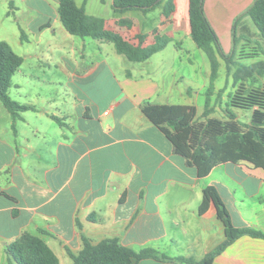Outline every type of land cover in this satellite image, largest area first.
I'll list each match as a JSON object with an SVG mask.
<instances>
[{"label": "crops", "instance_id": "0c3cea01", "mask_svg": "<svg viewBox=\"0 0 264 264\" xmlns=\"http://www.w3.org/2000/svg\"><path fill=\"white\" fill-rule=\"evenodd\" d=\"M9 1H0L6 8L0 28L14 29L15 48L4 42L23 59L11 88L15 101L33 109L12 120L0 103V264H9L5 248L24 233L41 238L59 264H72L69 253H79L82 238L91 244L117 238L136 253L149 248L166 257L137 264L198 263L226 239L212 202L198 212L210 186L235 228L264 234V170L227 162L199 178L142 112L147 104L194 106L196 121H204L195 98L205 101L210 64L207 69L203 62L202 71L190 54L198 48L188 0H171L167 18L168 0L123 14L113 11V0H74L127 38L144 36V45L155 35L167 37L164 49L144 62L128 61L109 42L68 34L56 0H12V8ZM254 1L204 0L203 11L219 37L232 33ZM120 19L130 20L131 28L117 26ZM249 20L236 27L248 28ZM200 78L205 81L198 85ZM224 109L216 119H224ZM230 109L238 121H250L244 110ZM212 264H264V239L243 235Z\"/></svg>", "mask_w": 264, "mask_h": 264}, {"label": "trees", "instance_id": "16d2710c", "mask_svg": "<svg viewBox=\"0 0 264 264\" xmlns=\"http://www.w3.org/2000/svg\"><path fill=\"white\" fill-rule=\"evenodd\" d=\"M57 15L62 27L71 36L82 39L103 40L113 45L119 55L130 62H144L153 54L164 49L168 42L165 36L155 35L150 45H144V36L129 39L120 32L110 28L102 18L88 16L83 7H78L74 0H56ZM164 0H113V11L123 14L130 10L148 12L159 6ZM204 0H188V18L190 35L197 48L207 57L210 64L209 84L205 91L204 121H196V108L186 105H150L142 108L143 114L157 127L171 143L176 155L184 158L197 171L199 178L205 177L215 166L222 163L246 162L255 168L264 170V84L254 86L251 78L255 73L264 74V60L251 65H240L232 73L235 90L229 95L224 109V119L209 118L212 114L211 96L214 82L218 77V57L226 65L235 52V28L245 16L249 17L264 42V0H255L253 4L235 20L232 31L233 49L225 55L218 44V39L207 21L203 11ZM12 8V0L9 1ZM174 11L171 0L163 9L167 18ZM117 26L130 29L132 23L120 19ZM23 59L17 55L4 41H0V103L10 114L12 120L18 118L20 112L32 110L27 105L19 104L9 95L12 78ZM230 108L250 111V121L243 123L237 120ZM60 123V120L54 118ZM212 202L216 208L218 219L224 225L225 241L212 253L206 255L195 264H212L214 257L237 238L247 235L264 239V234L247 228H235L228 212L214 187L203 190V199L199 206V214H203ZM82 249L76 255L69 253L72 264H137L142 259H166L153 249H143L136 253L122 246L117 238L104 239L91 244L82 238ZM9 264H59V260L48 245L39 237L24 233L16 241L5 248ZM184 261V259H180ZM194 264L193 261H185Z\"/></svg>", "mask_w": 264, "mask_h": 264}, {"label": "rangeland", "instance_id": "374dc122", "mask_svg": "<svg viewBox=\"0 0 264 264\" xmlns=\"http://www.w3.org/2000/svg\"><path fill=\"white\" fill-rule=\"evenodd\" d=\"M4 8L5 6L1 5L0 3V19L4 18V14H5L4 10L6 9ZM247 27L248 28L245 27L242 31L240 29V25H238L235 28V36H236L235 39L239 46L235 45L236 50L230 60V63L226 65L225 61H223L222 59L220 60L219 77L215 82V85L218 87L219 91L213 97V100L215 99V102H214V107H212V116L215 118L223 117V109L228 101V97L235 90V86L232 81V73L235 71V69L240 65L246 66L255 60L264 59V42L260 38L256 28L254 27V25L251 23L250 20L248 22ZM15 34L16 33L14 32V29L8 27L7 25L2 26L0 28V41L8 40L11 46L15 48V45L13 43ZM232 36H233L232 33H220V36L217 37L219 47L225 55H230V53L232 52L233 49ZM190 54L194 59L197 60L198 63L197 66L201 68L202 71H204V67H206L204 66L205 63L208 66L207 69H209V64H207L208 60L205 54L201 50L197 49L196 53L190 51ZM204 81H205L204 78L203 79L200 78L198 79L197 83L198 85H200ZM250 81L254 86L263 85L264 74L261 75V73H255ZM206 82H208L209 84V77L206 78ZM9 95L13 100L16 98L14 88H11L9 90ZM203 101H204L203 95L197 96L195 98V105L198 106V113H197L198 116H200L203 111ZM244 112L247 113L246 116L250 115L249 111H244ZM246 116H242V118Z\"/></svg>", "mask_w": 264, "mask_h": 264}]
</instances>
